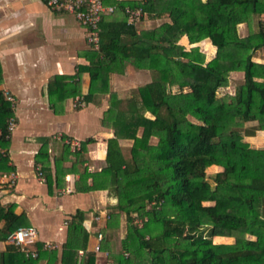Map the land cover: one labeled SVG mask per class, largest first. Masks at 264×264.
I'll return each mask as SVG.
<instances>
[{
    "label": "trees",
    "instance_id": "1",
    "mask_svg": "<svg viewBox=\"0 0 264 264\" xmlns=\"http://www.w3.org/2000/svg\"><path fill=\"white\" fill-rule=\"evenodd\" d=\"M103 2L116 10L100 24V49L92 48L87 55L89 90L82 96L80 85L74 84L69 95H80L90 104L109 94L103 124L116 136L108 140L106 165L94 173L85 170L74 184L75 192L108 191L116 200L111 208L117 212L110 213L107 227L100 230L101 252H107L113 264H264V149L219 136L225 128L246 137L264 131V63L254 61L264 51V31L250 29L246 36L239 32L241 24L250 26L254 17L264 15V0ZM127 7L169 21L138 34L135 22L128 23ZM117 13L124 19L108 18ZM182 37L191 44L209 41L217 48L215 57L206 62L198 47L179 44ZM127 63L152 71L153 80L124 100L111 91L110 78L116 71L123 73ZM236 72L244 78L235 94H220ZM171 86L191 90L172 94L166 91ZM63 89L66 99L67 84ZM14 117L13 104L0 90V175L13 171L7 151L9 120ZM120 140L133 141L128 153ZM64 147L67 155L70 147ZM40 153L47 155V149ZM206 163L222 172L207 173ZM62 165L56 162L59 188L72 171L62 170ZM3 219L12 233L17 228L13 221L20 217L0 207ZM77 219L82 221L81 212L69 226L62 264H96L95 252L80 256L79 248L71 246L80 225ZM121 227L125 237L115 252L113 236ZM80 229L86 248L90 235L85 227ZM216 236L232 237L235 243L215 244ZM43 259L56 264L58 252L41 246L37 258L17 247L0 253V264H39Z\"/></svg>",
    "mask_w": 264,
    "mask_h": 264
},
{
    "label": "crops",
    "instance_id": "2",
    "mask_svg": "<svg viewBox=\"0 0 264 264\" xmlns=\"http://www.w3.org/2000/svg\"><path fill=\"white\" fill-rule=\"evenodd\" d=\"M124 16L117 13L108 18L122 20ZM141 18L135 22L138 34L169 21L166 16L151 18L143 14ZM128 23L131 24L130 21ZM239 32L245 36L241 28ZM87 37L88 31L73 15L54 12L48 7L47 0H0V66L3 71L0 90L5 96L14 98L16 119L7 151L13 171L0 175V207L6 211L13 210L20 217L13 221V226L17 228L12 229V233H8L6 220L0 221V253L16 247L11 240L14 232L34 227L38 231V239L31 249L38 254L41 246L45 251H57L58 262L55 263L62 264L69 226L81 212L83 219L76 222L88 230L89 241L83 248L79 225L71 236V246L79 248L80 256L85 252H95L98 258L96 264H104L102 257L108 253L96 251V247L101 245L98 236L102 234L100 230L107 227L110 213L117 212L111 208L116 200L108 191L80 193L74 189V184L85 170L94 173L105 167L108 140L116 136L113 129L103 124L104 113L109 108V94L97 96L93 103L84 102V106L75 107L76 99L83 100L82 96L87 94L91 82L86 68L90 65L87 55L92 48ZM179 44L186 49L198 47L205 54L206 62L211 61L217 52L209 41L191 44L187 37H182ZM204 45H207V51L203 50ZM260 58H254V61ZM261 60L259 63H264ZM233 74L244 78L240 72ZM152 80V71L137 69L127 63L123 73L116 71L111 74L110 88L121 98H127L130 91ZM63 83L68 86V96L74 84H79L82 96L64 99ZM190 90L189 87L179 86L166 88L172 94ZM148 114V118H153ZM139 134H142V129ZM256 136L248 138L255 139ZM73 143L80 144L78 150L73 149ZM132 143L131 140H120L126 153ZM65 145L70 147L67 155ZM256 145L264 147V142L257 141ZM43 149H47V155L40 157ZM57 161L63 163L62 170H72L66 173L64 181L61 179L65 183L63 188H59L57 183ZM211 168L216 169L215 173L222 172V168L216 165ZM49 174L52 186H49ZM248 194L255 193L248 191ZM97 217L101 218L100 221H96ZM216 239L219 242L215 244H234L232 237L216 236L213 241ZM49 262L43 259L39 264ZM106 264L113 262L109 260Z\"/></svg>",
    "mask_w": 264,
    "mask_h": 264
},
{
    "label": "built area",
    "instance_id": "3",
    "mask_svg": "<svg viewBox=\"0 0 264 264\" xmlns=\"http://www.w3.org/2000/svg\"><path fill=\"white\" fill-rule=\"evenodd\" d=\"M47 5L54 12L68 13L73 15L88 31L87 42L89 46L95 50L100 49V24L104 16L114 13L116 10L115 6L105 5L103 0H47ZM125 12L129 16L130 23L136 22L143 15V12L140 8L131 9L130 7H127ZM6 97L14 106V98L9 95ZM80 106H84V102L81 98H77L75 107ZM15 124L16 119L11 118L9 120L8 127L10 132L14 130ZM72 147L74 150H78L80 144L73 143ZM12 178L15 179V177ZM67 190L70 192L69 188ZM100 219V217H97L96 221H100ZM138 223H141V221ZM37 239L38 231L34 227L20 228L11 236V240L18 250L24 253L27 257L31 256L33 258L38 257V252L31 249V246L37 242ZM98 239L100 243L103 239V235L99 234ZM96 251H101L100 244L96 247ZM80 253L83 254L82 251Z\"/></svg>",
    "mask_w": 264,
    "mask_h": 264
},
{
    "label": "rangeland",
    "instance_id": "4",
    "mask_svg": "<svg viewBox=\"0 0 264 264\" xmlns=\"http://www.w3.org/2000/svg\"><path fill=\"white\" fill-rule=\"evenodd\" d=\"M239 28H241L242 33H245V36L248 35L251 32L250 29L252 31L253 30L254 31H264V17H261V18L259 16L258 17H254V19L252 21V24H250V26L246 25V27H239ZM202 47H203V50L207 51V49H208L207 45H204ZM262 53H263L262 54L263 58H260V59H262L261 61L263 62L264 61V51H262ZM259 56H261L260 53H259ZM260 59H257L256 61L260 62L259 61ZM231 76H232V80H231L232 83H230V85L228 87L220 89V94L233 95V94H235L236 88L239 85L242 84L243 79H242L241 75L233 74ZM124 100H128V98H125ZM125 105H127V104H125ZM126 107L127 106H124V108H126ZM146 115L149 116L148 113ZM261 133H262V131H258L257 134H256L257 136H256L255 139H249L248 137L245 136V134L243 132H232L230 129L225 128L224 130H222L219 133V136H220V138H234V139L242 140L245 143L246 147H248V148L264 149V147H262L261 145H256L257 141L259 143L260 142H264V134H261ZM127 153H128V151H127ZM212 166H213V164L209 165V163H206V171H207V173H209V174H217V173H215L216 169L211 168ZM219 172H221V171H219ZM122 226H125L124 222L122 223ZM124 237H125V230H124L123 227H121V229L117 233H115L114 236H113V238H114L113 249H114L115 252L121 250V248H122L121 241H122V239ZM220 241L222 242L223 240H220ZM213 242H219V241H218V239H216V241H213ZM233 242L235 243L234 239H233L232 243ZM102 258H103L102 260H103L104 264H106V262L109 261L108 254L105 255Z\"/></svg>",
    "mask_w": 264,
    "mask_h": 264
}]
</instances>
